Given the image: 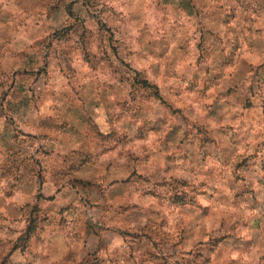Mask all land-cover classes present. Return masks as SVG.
Listing matches in <instances>:
<instances>
[{"label":"rangeland","instance_id":"1","mask_svg":"<svg viewBox=\"0 0 264 264\" xmlns=\"http://www.w3.org/2000/svg\"><path fill=\"white\" fill-rule=\"evenodd\" d=\"M0 264H264V0H0Z\"/></svg>","mask_w":264,"mask_h":264}]
</instances>
